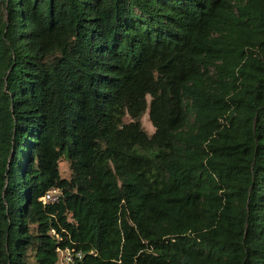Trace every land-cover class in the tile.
Returning a JSON list of instances; mask_svg holds the SVG:
<instances>
[{
    "label": "trees",
    "instance_id": "obj_1",
    "mask_svg": "<svg viewBox=\"0 0 264 264\" xmlns=\"http://www.w3.org/2000/svg\"><path fill=\"white\" fill-rule=\"evenodd\" d=\"M63 246L264 264V0H0V264Z\"/></svg>",
    "mask_w": 264,
    "mask_h": 264
},
{
    "label": "built area",
    "instance_id": "obj_2",
    "mask_svg": "<svg viewBox=\"0 0 264 264\" xmlns=\"http://www.w3.org/2000/svg\"><path fill=\"white\" fill-rule=\"evenodd\" d=\"M61 196V190L58 187H51L48 190H46L42 196H40V200L42 202L47 201H57L60 199ZM53 233V229H50ZM56 254H57V264H67V263H73L75 259H79L83 252L79 249H75L74 247H56ZM92 250H90L91 252Z\"/></svg>",
    "mask_w": 264,
    "mask_h": 264
},
{
    "label": "rangeland",
    "instance_id": "obj_3",
    "mask_svg": "<svg viewBox=\"0 0 264 264\" xmlns=\"http://www.w3.org/2000/svg\"><path fill=\"white\" fill-rule=\"evenodd\" d=\"M139 121H140V125L141 127L147 131V132H151L152 131V126L147 118V113L146 111L142 112V114L139 117ZM59 173L61 176H68L69 170L67 167V162L64 158H61V160L59 161Z\"/></svg>",
    "mask_w": 264,
    "mask_h": 264
}]
</instances>
